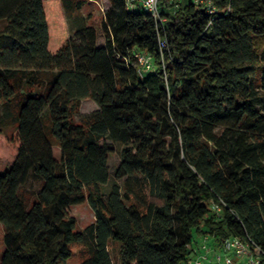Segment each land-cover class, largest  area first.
<instances>
[{
	"label": "trees",
	"instance_id": "obj_1",
	"mask_svg": "<svg viewBox=\"0 0 264 264\" xmlns=\"http://www.w3.org/2000/svg\"><path fill=\"white\" fill-rule=\"evenodd\" d=\"M107 1L102 47L88 28L54 48L45 0H0V102L18 141L0 173V264H65L73 243L82 264H186L196 235L264 251V0H209L213 14L158 0L161 26ZM135 51L151 58L142 77ZM83 100L98 110L77 123ZM112 144L120 184L104 195ZM83 204L94 223L75 231L68 211Z\"/></svg>",
	"mask_w": 264,
	"mask_h": 264
},
{
	"label": "rangeland",
	"instance_id": "obj_2",
	"mask_svg": "<svg viewBox=\"0 0 264 264\" xmlns=\"http://www.w3.org/2000/svg\"><path fill=\"white\" fill-rule=\"evenodd\" d=\"M77 2L82 3L77 10ZM109 8L107 0H73L72 4L64 6L60 0H45L44 9L46 13L47 23L50 33L51 45L55 48L66 40L70 39L79 42V37L85 34V30L91 28L96 33V46L102 47L104 45V31L102 28L103 14ZM98 110L96 104L91 100H83L80 102L79 110L74 115V120L77 123L86 121L90 114ZM48 112L42 116V122H45ZM0 129L4 136L11 137V140L1 138L0 140V173L6 171L10 167L18 147L16 132L14 131L13 119L3 115V106L0 102ZM113 153L108 159L109 181L102 186V193L107 195L112 185L120 184L115 181L114 172L120 162V144H112ZM54 157L58 158L59 151L53 148ZM40 189V183L34 177L21 188L20 196L23 201L30 204L35 194ZM70 217L76 221V230L80 231L87 226L94 223V214L87 204L81 206L71 207L68 211ZM3 228L0 225V260L4 252L3 243ZM71 256L67 259L65 264H82L88 258V252L82 244L73 243L69 245ZM110 253L113 262L117 261L118 245L112 247L110 244Z\"/></svg>",
	"mask_w": 264,
	"mask_h": 264
},
{
	"label": "built area",
	"instance_id": "obj_3",
	"mask_svg": "<svg viewBox=\"0 0 264 264\" xmlns=\"http://www.w3.org/2000/svg\"><path fill=\"white\" fill-rule=\"evenodd\" d=\"M195 4L205 7L209 14L214 8L209 0H192ZM127 10L143 9L148 12L156 25H162L163 19L159 14L158 0H124ZM166 47L165 39L158 37V48L161 52ZM137 66V74L142 77L145 72L152 70L151 58L146 53H132ZM213 210L220 212L219 206L213 204ZM186 264H264V251L251 239L230 236L219 242L214 236L204 235L200 242L191 247V257Z\"/></svg>",
	"mask_w": 264,
	"mask_h": 264
},
{
	"label": "crops",
	"instance_id": "obj_4",
	"mask_svg": "<svg viewBox=\"0 0 264 264\" xmlns=\"http://www.w3.org/2000/svg\"><path fill=\"white\" fill-rule=\"evenodd\" d=\"M202 238V236H195V242H194V244L193 245H196V244H198L199 242H200V239Z\"/></svg>",
	"mask_w": 264,
	"mask_h": 264
}]
</instances>
